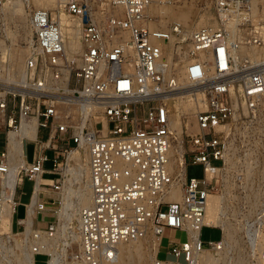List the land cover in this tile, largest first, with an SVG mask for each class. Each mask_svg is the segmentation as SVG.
<instances>
[{
  "label": "built area",
  "instance_id": "obj_1",
  "mask_svg": "<svg viewBox=\"0 0 264 264\" xmlns=\"http://www.w3.org/2000/svg\"><path fill=\"white\" fill-rule=\"evenodd\" d=\"M11 1L17 0H0V10ZM89 1L63 0L64 11L80 22L78 61L68 57V32L61 23L26 6L30 36L22 77L14 84L0 80V221L13 204V223L25 181L33 183L18 229L12 227L14 235L0 233V264H16L22 254L32 256L33 264L39 257L42 264H124L121 243L148 233L165 238L167 230L185 239L167 238L168 258L154 264H198L201 252L226 248L222 228L206 224L212 194H224L228 215L242 226L240 264H264L257 234L264 207V60L233 54L241 45L264 46V21L263 29L253 25L252 0H212L218 27L193 32L186 45L179 39L181 25L149 26L148 7L168 0H107L97 6ZM229 17L235 19L236 38L223 24ZM173 36L179 39L173 58L187 53L185 85L175 72L167 75L170 63L158 44L169 45ZM183 92L203 108L195 113L197 132L183 136L182 198L170 202L174 137L165 99ZM33 121L36 136L23 138L24 163L8 198L15 172L9 134ZM27 144L33 146L30 160ZM76 149L88 159L92 202L70 230L78 235L73 244L54 208L61 200L51 194L65 190L64 171ZM258 161L263 174L250 179L247 172ZM189 165L201 166L202 177L188 178ZM49 176L50 189L38 191L34 202L37 178ZM247 196L256 206L250 207ZM30 209L36 216L28 229ZM204 228L219 230L220 238L203 241Z\"/></svg>",
  "mask_w": 264,
  "mask_h": 264
},
{
  "label": "bare ground",
  "instance_id": "obj_2",
  "mask_svg": "<svg viewBox=\"0 0 264 264\" xmlns=\"http://www.w3.org/2000/svg\"><path fill=\"white\" fill-rule=\"evenodd\" d=\"M33 2L36 10L49 8L63 7V0H17L6 3L2 9L1 13L5 18L9 20L20 19L23 20L25 24V39L28 40L30 36V31L27 25L28 14L25 10V3ZM32 3V4H33ZM30 4V3H28ZM28 6V5H27ZM251 21L257 29H263V26H259L264 18L259 17V13L264 14V0H252L251 3ZM147 14L152 17H160L158 23L150 22L149 26L152 29H167L166 24L170 20H175L177 24L183 26V33L181 37L191 36L193 32L206 28L208 24L211 27H218L220 23L218 18L214 17L213 22H209L207 17L202 16L197 22L196 27L192 28L190 25L191 12L189 10L173 9L166 2L164 3H154L147 9ZM58 16H54L61 25L68 32V41L66 44L68 57L72 60L78 61V54L81 50V42L79 38L80 33V22L71 18L65 11H59ZM264 16V15H263ZM224 26L231 32V37L236 38L237 31L235 29V19L227 18L223 22ZM160 26V27H159ZM6 38L10 42V45L6 41L0 42V71H7L8 81L13 83H18L22 77L24 70V62L27 56V48L23 49L15 45L16 40L19 37L17 30L12 31L5 28ZM181 39V38H179ZM176 36H173L170 40L169 45H165L162 42H158L162 46V51L165 58L170 63V68L168 69L167 75L172 76L175 72L176 78L180 85H185V74L183 67L187 62V53L179 52L176 57V61L173 60V51L175 48V43L179 40ZM233 54L235 56H249L256 60H264V46L259 47L255 45H241L236 49ZM165 103L169 107V121L170 128L175 138L176 144L173 142L170 150V161H169V172L174 177L173 184L166 196V199L170 202H179L182 198V184L185 179V166L182 160V141L184 130L187 132L195 133L198 130L195 121V113L199 107L203 108L201 101H192L190 96L186 93H177L169 95L165 99ZM194 118V125L191 123V117ZM190 117V118H189ZM36 131V121L33 123L23 122L22 129L17 132H11L9 134V158L12 171L14 174L10 177L11 193H8V198L13 196V190L16 183V175L18 169L23 165V150L24 136L28 135L30 137H35ZM87 156L79 150H74L68 158L67 168L64 171L66 176L67 186L65 190L60 195H56V198L61 200V207L57 211L58 219L61 223V228L64 232L71 235L72 243L78 242V235L76 232L70 231L77 228L80 212L87 208L92 202L91 192L87 186ZM257 169H251L247 172V176L250 179L253 177L263 174V170L260 167V161L257 162ZM251 167V166H250ZM15 175V176H14ZM49 178L38 177L36 192L34 195V202L37 199L38 191H48L47 180ZM74 182H76L78 189H74ZM254 188H252L253 190ZM250 190V189H249ZM33 202V204H34ZM247 202H250V207L256 206L257 201H252L249 196H247ZM228 206L226 204V199L224 194H212L209 197L207 212H206V224L210 226H219L224 231V241L226 243V248L224 251L209 252L205 250L198 254L197 261L198 264H230L235 262L240 264L244 262V254H241V243L242 239L240 236L242 226L238 222H235L228 215ZM263 212L262 218H260L259 229H258V243L261 247H264V207L261 210ZM12 215H13V204H8L5 212L3 214L2 220L0 221V233H13L12 232ZM35 212L33 213L30 209L26 223L28 224V229L30 224L35 219ZM257 229V228H256ZM70 232H73L71 234ZM14 235V234H12ZM151 236L153 238H151ZM163 238H158L153 236V234L148 233L144 238L134 241V242H124L118 246V252L120 260L124 264H154V262L159 259V254L162 248ZM19 245V242H18ZM168 245V244H167ZM167 248V246H166ZM233 252L232 254H230ZM22 254V253H21ZM231 256H230V255ZM27 258V259H26ZM34 259L32 256L26 257L24 254L22 256L17 255L16 264H33Z\"/></svg>",
  "mask_w": 264,
  "mask_h": 264
},
{
  "label": "rangeland",
  "instance_id": "obj_3",
  "mask_svg": "<svg viewBox=\"0 0 264 264\" xmlns=\"http://www.w3.org/2000/svg\"><path fill=\"white\" fill-rule=\"evenodd\" d=\"M104 1H107V0H90L89 2L92 5L97 6V5H100L101 2H104ZM28 3H30V4H28ZM32 3L31 2H26L25 3V8L28 5V6H32L33 9H37L35 7L34 3L33 4ZM166 3L168 5H170L173 9L189 10L191 12V18L189 20L190 21L189 23L192 26V28L196 27L197 22L200 20V18L202 16L207 17L209 22H213V20H214L213 18L215 17L213 9H212V0H168ZM41 10L49 12V14H51L53 17L54 16H58L57 14L59 13V11H62V10L64 11L63 7H62V9L58 8V7H54V8H49L48 10H45V9H41ZM263 15L264 14L262 12L259 13L258 18L259 17L264 18ZM152 18H153L152 22H156V23H158L159 20L161 19L158 16L157 17H152ZM173 23H177V22L175 20H170L166 24V27H169V25L173 24ZM25 24L26 23L23 20H20V19L9 20V19L5 18L4 15L1 13V10H0V42L4 40V41H6L7 44L10 45V42L6 38V33H5V30H4L5 28H8V29H10L12 31L17 30V32L19 34V37L16 40L15 45L17 47L26 49L29 39L28 40L25 39ZM207 27H211L210 24H208ZM189 38H190V36L182 37L180 40L185 41L184 43H182V45H186V43H187L186 41H188ZM181 52L183 53L184 50H181ZM175 58H173L174 62L177 60ZM7 74H8L7 71L1 70L0 71V80L4 81L6 83L14 84L12 81L11 82L8 81ZM190 117H191V119H190L191 123H192V125H194V119H193L194 117L193 116H190ZM185 133H186V129L184 130V135H185ZM174 143L175 144L177 143L175 141V138H174ZM32 151H33V146L30 145V144H27L26 145V153H27V155L29 157V160L31 159ZM50 157H52V154H50ZM51 160H52V158H51ZM51 167H52V161H50V162H48L46 164V168L47 169H49ZM202 175H203V169H202L201 166H199V165H189V167L187 169L188 178H192V177L199 178V177H202ZM47 178H49L47 180V185L49 186V185L52 184V178H54V177L53 176H51V177L49 176ZM73 185H74L73 188L75 190L78 189V188H76L77 187L76 182H74ZM47 188L50 189V187H47ZM32 189H33V183L31 181L26 180L24 185H23V188H22V193H23L22 196H21V204H22V206L18 208L17 213L15 215V219H14V222H15L14 230L18 229V226L16 225V221L18 219H21V218H23L25 216L24 204H27L30 201L31 194H32ZM51 197L56 198L57 196L54 195V194H51ZM60 207H61V205L58 204V203L54 206L56 213H57L58 209H60ZM227 212L230 213L229 209L227 210ZM165 236L166 237L163 238V241H162V248L163 249L161 250V252L159 254V258L160 259L168 258L167 255L165 254L166 246L168 244V239L167 238H171V239H174V240L178 239V238L182 239V240L185 239V235H182L181 233H175V232L170 231V230L166 231ZM151 238H153V237L151 236ZM201 238H202L203 241H209V240H214L215 241V240H218L220 238V231L217 230V229H214V228H204L203 231H202ZM208 251L209 252H217V251H212V250H208ZM232 253L233 252H231L230 254H232ZM41 260H42V258L39 257L37 259V264H42Z\"/></svg>",
  "mask_w": 264,
  "mask_h": 264
},
{
  "label": "crops",
  "instance_id": "obj_4",
  "mask_svg": "<svg viewBox=\"0 0 264 264\" xmlns=\"http://www.w3.org/2000/svg\"><path fill=\"white\" fill-rule=\"evenodd\" d=\"M14 226H15V222H14V220H13V225H12L13 229H14Z\"/></svg>",
  "mask_w": 264,
  "mask_h": 264
}]
</instances>
